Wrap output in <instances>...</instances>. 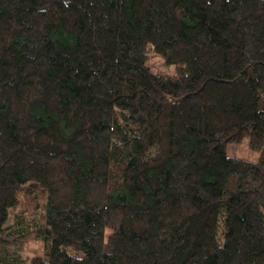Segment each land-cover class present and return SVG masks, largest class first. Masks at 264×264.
Segmentation results:
<instances>
[{
	"label": "trees",
	"instance_id": "obj_1",
	"mask_svg": "<svg viewBox=\"0 0 264 264\" xmlns=\"http://www.w3.org/2000/svg\"><path fill=\"white\" fill-rule=\"evenodd\" d=\"M0 264H264V0H0Z\"/></svg>",
	"mask_w": 264,
	"mask_h": 264
},
{
	"label": "rangeland",
	"instance_id": "obj_2",
	"mask_svg": "<svg viewBox=\"0 0 264 264\" xmlns=\"http://www.w3.org/2000/svg\"><path fill=\"white\" fill-rule=\"evenodd\" d=\"M146 55V63L153 72L170 74L174 71V65L165 63L162 56L156 53L153 49L149 48ZM247 142L248 138L246 136L240 141L227 142L225 144L226 154L248 160H256L258 158L259 151L251 148ZM18 242L21 245V250L18 252L26 262L31 256L42 254L43 252L41 241L39 239H35L34 236H30L28 238L22 237Z\"/></svg>",
	"mask_w": 264,
	"mask_h": 264
}]
</instances>
